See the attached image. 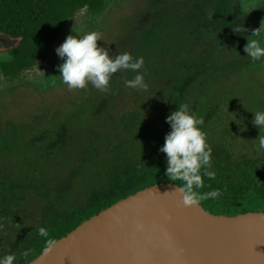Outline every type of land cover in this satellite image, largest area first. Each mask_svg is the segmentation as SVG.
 <instances>
[{"label":"trees","instance_id":"1","mask_svg":"<svg viewBox=\"0 0 264 264\" xmlns=\"http://www.w3.org/2000/svg\"><path fill=\"white\" fill-rule=\"evenodd\" d=\"M216 5L133 0L132 16L102 35L98 46L110 56L143 57L146 91L126 86L136 72L118 71L107 92L91 83L68 88L57 109L51 103L23 122L0 119V257L14 254V264H29L47 240L61 239L118 201L160 183L180 185L165 175L159 149L170 131L166 117L185 103L204 120L212 147L208 170L216 173L203 177L197 192L221 191L200 204L215 215L264 212V151L256 140L264 128L252 123L254 112L264 111V85L252 80L264 60L247 57L242 33L213 29ZM86 7L98 15L106 3L0 0V36L11 42L0 43V55L11 58L0 63L1 72L15 76L39 64L66 22ZM39 227L48 237L38 235Z\"/></svg>","mask_w":264,"mask_h":264},{"label":"water","instance_id":"2","mask_svg":"<svg viewBox=\"0 0 264 264\" xmlns=\"http://www.w3.org/2000/svg\"><path fill=\"white\" fill-rule=\"evenodd\" d=\"M29 264H264V212L215 215L160 183L83 221Z\"/></svg>","mask_w":264,"mask_h":264},{"label":"clouds","instance_id":"3","mask_svg":"<svg viewBox=\"0 0 264 264\" xmlns=\"http://www.w3.org/2000/svg\"><path fill=\"white\" fill-rule=\"evenodd\" d=\"M233 31L246 33L243 24L233 26ZM68 35L64 42L55 49V52L63 61L58 65V71L62 82L70 90L84 89L91 83L96 89L107 92L113 74L131 70L137 74L131 80L126 81V86L140 91H146L148 85L144 79V73L139 70L144 65L143 57L133 58L125 52L114 56L109 55V50L98 46V41H103L102 34L98 31H90L86 34ZM250 38L244 47L247 57L253 61L264 60V23L258 29L252 30ZM166 123L170 125V131L165 135L164 144L159 151L166 154L165 175L173 180L181 181L177 185V191L182 198L184 206L198 204L201 200L216 198L221 195L219 189L203 194L197 192L204 186L203 177L215 179L216 173L208 170L211 168L212 147L207 142V134L202 130L204 120L192 112L187 103L181 104L175 111L166 117ZM253 125L259 131L264 128V111L254 112ZM258 150L264 151V136L259 135ZM38 235L48 237V231L44 227L37 229ZM52 240H47L50 250ZM30 250L23 253L29 255ZM14 254L0 257V264H14Z\"/></svg>","mask_w":264,"mask_h":264},{"label":"rangeland","instance_id":"4","mask_svg":"<svg viewBox=\"0 0 264 264\" xmlns=\"http://www.w3.org/2000/svg\"><path fill=\"white\" fill-rule=\"evenodd\" d=\"M132 2L133 0H105L106 8L98 15L91 14L87 7L80 9L62 27L59 36L39 64L10 77L5 76L0 69V112L3 113L0 119L16 123L23 122L32 112L50 108L51 103H54L51 109H57L63 98L56 102L58 96L65 95L68 86L58 77L60 75L58 65L63 61L55 49L68 35H77L76 32L83 35L90 31H98L108 36L114 27L120 28V23L132 16ZM216 2L217 11L213 15V29L223 31L226 27L232 32L234 25L243 24L247 29L246 33H242L244 36L241 43L244 51L252 30L258 29L264 23V0H216ZM0 43L5 46L11 44L2 36H0ZM235 43L239 44L237 40ZM10 59L7 54L0 55V63ZM254 75L252 80L264 85V67L258 68ZM71 93L76 96L77 92L71 91ZM67 107L70 108V106Z\"/></svg>","mask_w":264,"mask_h":264}]
</instances>
